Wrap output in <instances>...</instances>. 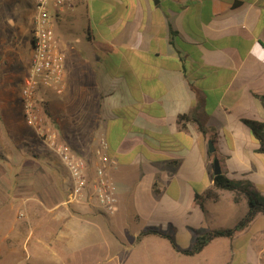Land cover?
Segmentation results:
<instances>
[{
  "label": "crops",
  "instance_id": "obj_1",
  "mask_svg": "<svg viewBox=\"0 0 264 264\" xmlns=\"http://www.w3.org/2000/svg\"><path fill=\"white\" fill-rule=\"evenodd\" d=\"M65 14L64 30L55 26L70 63L63 89L68 95L74 88L79 101L71 109L67 99L54 111L64 95L47 90L50 123L91 173L103 137L116 160L107 173L116 185L117 209L106 215L66 204L67 189L63 195L55 174L37 163L53 155L62 169L59 159L46 147L22 142L27 147L8 152L6 161L17 156L26 165L12 182L6 179L10 197L23 202L29 229L19 245L0 247V263L64 264L79 251L97 249V264H264V214L196 255L176 252L155 234L138 239L145 228H156L187 249L202 232L235 226L247 208L244 197L235 203L232 191L216 190L217 199H204L203 209L195 201L213 187L214 158L227 178L264 196V152L244 123L264 122V0H76L57 18ZM78 33L85 46L69 40ZM15 39L14 49L20 46ZM4 59L0 54V73ZM179 115L195 117L208 132L202 134L192 118L182 127ZM0 120L14 133L24 127L6 112ZM230 208L239 217L228 224L221 211Z\"/></svg>",
  "mask_w": 264,
  "mask_h": 264
},
{
  "label": "rangeland",
  "instance_id": "obj_2",
  "mask_svg": "<svg viewBox=\"0 0 264 264\" xmlns=\"http://www.w3.org/2000/svg\"><path fill=\"white\" fill-rule=\"evenodd\" d=\"M35 15V9L33 6L32 0H0V54L4 56V60H2L3 67L5 71L4 73H0V81H4L3 84L0 85V113L6 112V114H10L14 117L17 116V121L21 126H24L21 130L14 133L10 130V126L8 124H4L2 120H0V247L4 246V243L10 242V244L19 245L23 238V231L28 233V223L26 219V214L24 207L21 201L12 199L10 196V185L7 182L6 176L12 182L14 180L15 175H19V172L23 170L24 166L26 165L25 161L20 159V157H14L13 163H9L6 161L7 153L13 155L19 152V150L25 149L27 144L22 142L32 143V145L41 148L46 147L36 135L35 133H31L30 129L26 127L22 118H21V103H20V91L22 90V79L25 76V72H27L28 66L26 62L28 61V53L31 51L30 47V40L29 35L31 32V21L32 16ZM68 16L65 14L64 17L60 19H56L55 26L57 25V29H62L60 26L65 25L67 23ZM66 22V23H65ZM91 37L95 36V32L93 28L90 29ZM56 37L60 44L61 50L64 52L61 39L59 36ZM15 43L19 44V47L16 49L13 48ZM69 40L80 46H85L84 39L81 38V34H76L69 36ZM14 50V51H12ZM4 51V52H3ZM19 51H21L19 53ZM15 53V54H13ZM65 53V52H64ZM67 61V65H66ZM64 55V63L65 69L67 71V66L69 67L70 63L66 59ZM29 65V64H28ZM6 72H11L9 76L5 75ZM13 78V81L11 80ZM12 81V82H11ZM72 86L78 84L77 79H73L71 81ZM89 84V82H88ZM65 89V88H64ZM63 89L62 92L56 93L52 90L50 92L54 93L55 95L59 96V99L63 96L61 102H57L54 105V111L62 110L65 107V100H69V105H71V109L73 105L78 104L79 99L77 98V94L74 93L75 90L72 88L71 92L67 95L65 90ZM67 92V90H66ZM44 94H39L38 102L43 107L44 119L47 118L49 122L53 121L52 114L50 113V108L47 103V98ZM45 95V96H44ZM66 96V97H65ZM61 103V106H60ZM90 102H88L89 104ZM59 105V106H58ZM90 105V104H89ZM47 107V111L45 109ZM45 120V121H46ZM54 125V124H53ZM56 127V126H55ZM72 129V126H70ZM30 146V145H28ZM48 153V152H45ZM51 155V154H50ZM51 159L42 156L39 158L37 163L46 169L48 172L55 174L57 183L59 184L60 190L63 191V195H65L66 190V183L68 179L66 178V172L62 168L57 165V162L53 160V155H51ZM58 169H57V167ZM64 181V183H63ZM225 204V203H224ZM222 206H225L222 204ZM221 210V209H220ZM238 209H234V211L230 208L227 212L224 209L221 211V220L225 223L231 224L233 221L237 220L239 216L235 218ZM33 227L36 226L35 222L31 224ZM10 228V235L9 237H5L7 231ZM22 232V233H21ZM60 248V246H57ZM97 249L87 253V251H79L75 255V259L72 261L65 260L64 264H97L96 263V255ZM238 259V258H237ZM238 260L235 261V264H238ZM2 264V263H0ZM207 264H210V260H208Z\"/></svg>",
  "mask_w": 264,
  "mask_h": 264
},
{
  "label": "built area",
  "instance_id": "obj_3",
  "mask_svg": "<svg viewBox=\"0 0 264 264\" xmlns=\"http://www.w3.org/2000/svg\"><path fill=\"white\" fill-rule=\"evenodd\" d=\"M76 0H32L35 15L31 21V53L27 72L20 91L23 119L46 148L60 161L68 179L66 204H82L111 215L117 209L115 183L107 173L116 160L107 152V144L99 137L94 150L96 159L92 173L87 161L60 140L51 123L44 119L39 94L52 90L63 91L65 73L64 52L56 37L55 22L68 6ZM46 120V121H45Z\"/></svg>",
  "mask_w": 264,
  "mask_h": 264
},
{
  "label": "trees",
  "instance_id": "obj_4",
  "mask_svg": "<svg viewBox=\"0 0 264 264\" xmlns=\"http://www.w3.org/2000/svg\"><path fill=\"white\" fill-rule=\"evenodd\" d=\"M263 106H264V95L261 97ZM44 111H47L45 106ZM193 119L197 122L199 129L202 134L207 133L205 126L199 122L195 117H190L189 115H179L177 121L181 124L182 127H185V121ZM244 123L250 126L253 131V135L260 141L259 151L264 152V122H257L253 120L246 119ZM210 140L214 143V136L211 135ZM213 179V187L206 189L202 195H196L195 201L201 206L204 207V199L211 198L214 201L217 199L218 194L216 190H229L233 192V201L235 203L239 202L241 197H244L247 201V208L244 215L237 221L234 227H226L220 229H210L205 232H202L195 237V241L190 248L180 249L176 246L175 239L172 234L157 230L156 228H145L139 234L138 239L142 236L155 234L158 237L164 238L170 242L171 247L183 255H196L198 254L205 245L210 241L218 237H232L237 231L246 227L251 221L258 215L264 214V196L260 195L254 189H251L250 186L235 182L227 178L223 173L214 175L211 173Z\"/></svg>",
  "mask_w": 264,
  "mask_h": 264
},
{
  "label": "water",
  "instance_id": "obj_5",
  "mask_svg": "<svg viewBox=\"0 0 264 264\" xmlns=\"http://www.w3.org/2000/svg\"><path fill=\"white\" fill-rule=\"evenodd\" d=\"M209 149L211 151H214V146H213V143L211 141H209ZM213 166H214V170H213L214 175L220 174V170H221L220 164H219L218 160L215 158L213 160Z\"/></svg>",
  "mask_w": 264,
  "mask_h": 264
}]
</instances>
